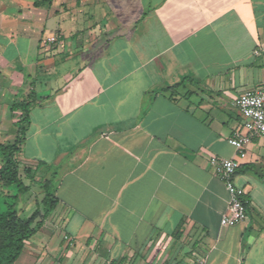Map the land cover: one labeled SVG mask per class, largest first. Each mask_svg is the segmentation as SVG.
<instances>
[{"label": "crops", "instance_id": "1", "mask_svg": "<svg viewBox=\"0 0 264 264\" xmlns=\"http://www.w3.org/2000/svg\"><path fill=\"white\" fill-rule=\"evenodd\" d=\"M35 2L0 0V136L34 93L23 162L60 171V204L17 263L264 264V138L228 142L264 86V0ZM214 157L239 164L234 227Z\"/></svg>", "mask_w": 264, "mask_h": 264}, {"label": "trees", "instance_id": "2", "mask_svg": "<svg viewBox=\"0 0 264 264\" xmlns=\"http://www.w3.org/2000/svg\"><path fill=\"white\" fill-rule=\"evenodd\" d=\"M52 0H36L35 6L51 3ZM190 79L168 87L164 92L175 93L184 87ZM34 93L26 100L17 101L11 107V112H20L21 117L15 124V141L0 143V198H10L13 201H0V264H17L23 255L26 243L34 238L44 227L47 219L57 210L60 200L55 187L56 174L42 183L44 198L38 203L36 209L29 215L18 209L17 201L21 195L31 192L36 184L35 174L48 167L45 163L36 166L22 165L20 157L30 126V114L33 107ZM16 187L17 194L11 196L9 190ZM21 212V213H20ZM180 233V232H179Z\"/></svg>", "mask_w": 264, "mask_h": 264}, {"label": "built area", "instance_id": "3", "mask_svg": "<svg viewBox=\"0 0 264 264\" xmlns=\"http://www.w3.org/2000/svg\"><path fill=\"white\" fill-rule=\"evenodd\" d=\"M56 37L49 38L48 43H57ZM235 106L242 117V128L229 139V144L239 154H243L247 146L256 138H264V86L247 91L235 101ZM217 177L224 183L230 194L229 212L221 219L223 227H234L247 220V201L244 190L235 183L239 168L237 161L214 157L210 160ZM67 240L68 238L65 237ZM201 264H203L201 262Z\"/></svg>", "mask_w": 264, "mask_h": 264}, {"label": "rangeland", "instance_id": "4", "mask_svg": "<svg viewBox=\"0 0 264 264\" xmlns=\"http://www.w3.org/2000/svg\"><path fill=\"white\" fill-rule=\"evenodd\" d=\"M14 141H15L14 134H10L9 136H0V142L2 143H8V142L12 143ZM20 160H21L22 165H24L25 163L23 162V156L20 157ZM0 165H1V159H0ZM59 172L60 171L57 168L48 166L46 168L41 169L40 172L35 174L36 184L32 186L31 192L29 194L21 195L19 197L17 201L18 209L20 210L24 209L26 213L25 215H29L30 213H32L36 209L38 203H40V201L44 198V190L42 188V183L46 179H50L53 174H56V180L54 184H55V187H57V184L60 178ZM6 191L9 192L11 196L17 194L16 187H11L9 188V190H6ZM5 200L8 203H11L13 201L10 198H4L1 196L0 201L3 202Z\"/></svg>", "mask_w": 264, "mask_h": 264}]
</instances>
